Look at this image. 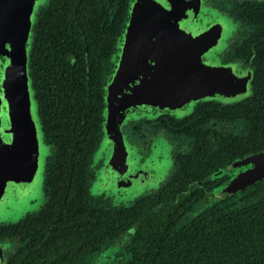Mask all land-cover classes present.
Segmentation results:
<instances>
[{"label":"flooded vegetation","instance_id":"1","mask_svg":"<svg viewBox=\"0 0 264 264\" xmlns=\"http://www.w3.org/2000/svg\"><path fill=\"white\" fill-rule=\"evenodd\" d=\"M53 1L47 0L46 4L40 6L33 25V38L29 47L31 79L33 74L32 55L37 31L42 22H47V17L51 15ZM118 1L101 0V6L105 7L113 18H110L109 15V18L105 16L100 19V26L104 27L106 23L114 22L116 19L117 21H122L119 35L115 37L114 45L109 51V57L103 60L102 84L103 88H106V96L107 83L117 69L119 42L129 21L130 9L133 3V0H128L127 12L122 18H116L114 13L117 12L115 5ZM207 1L227 15L231 31L227 38L223 40V44L219 49H212L213 45L207 47V49L211 48L210 53L217 50L218 52L215 51L213 53L225 66L233 67L237 64L240 69L247 71L248 75H250L247 82L250 87V93H245L243 98L241 97L242 99L239 98L237 101L220 100L218 97L201 98L195 103L193 110L183 116L163 110L157 113L158 116L154 119L127 120L123 124L125 138L132 144L137 143L139 145V150L144 155V159L149 155L150 146L160 132H166L175 141L172 147L173 160L169 169L160 179H146L145 176L149 177V172H145L143 169L134 171L131 168L130 172V165L127 175L122 177L115 175L118 180L117 186L120 188L119 194L122 193V188L132 186L136 180H141L140 182L146 185L130 201H117L114 200L115 195L113 193H108L105 189L98 191L93 189L96 186L103 166V158H100V151L102 139L105 135L106 116L104 115L101 135L95 143V148L88 160L87 169L81 175L84 178L83 184L86 185L93 196L90 206L94 210L99 208L132 207L139 199L149 196L180 198V193L187 195L185 191H199L201 192L200 199L191 202V208L186 212L188 218H192L221 200L224 201L223 205L225 206L237 207L247 204L251 198L246 199L244 197L249 193L255 192L257 184L264 180L246 188L238 189L234 193L226 194L223 197L217 193L226 182L233 179L239 172L250 167V165H235V163L264 149V0ZM72 21L74 22L73 24L65 26L58 32L62 35L67 34V38L71 39L72 37L73 39L71 40L73 41L79 36L84 39L85 26L81 20L75 17ZM214 23L211 25L216 26L217 22ZM183 32L188 33V31H182L181 28L175 31L177 34ZM189 33L192 35L194 30L191 29ZM190 41L192 42L194 39L190 37ZM196 53H198V49ZM196 53L193 52L192 56ZM171 56L173 55L171 54ZM205 57L208 60V55ZM75 61L76 57L73 56L70 62L74 63ZM36 101L39 107L38 100L36 99ZM38 115L40 119L39 108ZM40 123L44 140L52 149L45 163V199L39 207L26 209L20 215L21 217L19 216L20 218L16 220L0 217V264H132L136 256L133 248L142 244L138 241L141 220L129 225L115 236L106 237L103 244H99L97 249L89 252L84 257L71 259L67 256V250L64 249L65 246L67 245L68 247V244L75 242L79 243L86 227L88 228L90 224L95 226L101 215L96 214V212H85V206L62 207L53 199L55 194L60 195V193L58 192L59 188H54L50 181L52 177L50 168L56 167L59 158L53 157L56 152V145L48 138L41 119ZM252 131L259 132V135H252ZM217 133H221L226 138L233 135L228 145L238 147L242 144L245 150L244 153L229 161H223L215 169L210 171L204 169V173L199 172L202 175L201 177L191 180V174H197L200 169L191 166L187 156L193 152H204L208 149V146L213 149L221 147V145L227 146L221 143L222 141L219 140ZM239 137L243 138V141ZM180 171H186V173L179 174ZM260 195L263 197L264 194ZM2 203L4 201H0V205ZM13 203L11 202L8 207L10 211L16 207ZM165 204L166 201L162 205L152 208L154 217L167 214V209L164 210ZM7 216L9 217V213H7ZM93 218L99 219L96 221ZM105 221H109V223ZM105 221L110 229L118 225L116 218L112 217V214L106 217ZM185 222L183 221L182 225ZM105 233H109V231L105 230ZM112 247H115L114 252L106 253L108 250H113ZM71 260H74V262Z\"/></svg>","mask_w":264,"mask_h":264},{"label":"trees","instance_id":"2","mask_svg":"<svg viewBox=\"0 0 264 264\" xmlns=\"http://www.w3.org/2000/svg\"><path fill=\"white\" fill-rule=\"evenodd\" d=\"M127 2L116 3V18L125 15ZM51 12L37 31L31 81L45 132L56 145L53 157L59 158L56 167L50 168V181L60 193L53 199L62 207L85 206V212L101 215L100 219L93 218L99 221L86 227L79 243L65 246L67 256L84 257L103 244L106 237L141 220L138 241L142 244L133 248L136 256L132 264H264V195H260L264 194V180L257 184L255 192L244 197L251 198L247 204L225 206L221 200L192 218L186 212L191 202L200 199L199 191H185L187 195L180 193V198L144 197L132 207L94 210L90 206L93 196L81 175L102 132L107 107L103 60L109 57L122 21L116 19L100 26V19L109 15L113 18L101 6V0H54ZM74 17L85 26L84 39L79 36L73 41L58 32L73 24ZM73 56L76 61L71 63ZM254 134L259 132L252 131ZM217 136L227 146H208L204 152L187 156L191 166L200 169L191 174V180L201 177L204 169L210 171L244 153L242 144L228 145L233 135ZM183 173L186 171L179 172ZM164 201L167 214L154 217L152 208ZM110 214L118 224L112 229L105 221ZM183 221L186 222L182 225ZM105 230L109 233L104 234Z\"/></svg>","mask_w":264,"mask_h":264},{"label":"water","instance_id":"3","mask_svg":"<svg viewBox=\"0 0 264 264\" xmlns=\"http://www.w3.org/2000/svg\"><path fill=\"white\" fill-rule=\"evenodd\" d=\"M38 1L0 0V91L8 95L4 99L13 106L11 118L20 117V122L23 117V106L30 96L28 87H25L28 79L24 74V68L27 61L26 45L32 35L31 17L34 15ZM160 1L161 3L158 0H134L132 4L129 42L124 44L125 47L128 45V56L119 55L117 72L112 84L107 88L108 94L115 100L114 108H111L109 103L108 109L107 127L111 131H114V128L125 120L131 109H134V106L129 107L133 97H143L146 101L154 102V108L168 111L171 107L179 106L186 101L191 94L210 93L223 87L217 77L212 75L208 81L207 74L203 72L196 80L197 76L192 71L193 68L187 66L188 62L186 66H180V63L171 56L172 49L162 41L168 39L169 44L176 48L190 44V37L194 40L198 38L193 45L194 48L188 49L186 53L192 55L197 49L200 53L202 47L206 45L205 41L200 40L202 36L200 33H204L212 26L208 25L206 30L199 32L202 28L199 27V23L204 17L203 11L207 10L204 0ZM208 15L209 11L205 17ZM196 26L199 33L190 35L189 29L194 30ZM179 28L188 33L173 35V31ZM123 42L124 40L121 48ZM10 70L12 74H9ZM159 91L164 93V96H155ZM3 108H0L1 112L4 111ZM7 113L5 110L4 114ZM19 123L8 122V134L12 139H17ZM20 132L24 136L25 128L22 127ZM241 164L250 167L226 182L217 191L219 196L234 193L264 179V149L235 163V165ZM38 166L39 161L30 169L34 170ZM31 173L28 171L26 178H30ZM2 199L3 194L0 192L1 202ZM13 205L19 206L16 202Z\"/></svg>","mask_w":264,"mask_h":264},{"label":"rangeland","instance_id":"4","mask_svg":"<svg viewBox=\"0 0 264 264\" xmlns=\"http://www.w3.org/2000/svg\"><path fill=\"white\" fill-rule=\"evenodd\" d=\"M47 0H39L36 9L34 10V15H32V35L29 37L27 47V61L24 68V74L26 75L28 81L25 87L30 91V96H28L26 104L23 106V117L20 122V117L12 119V104L8 103L4 99L8 96L6 93H1L0 91V108L4 111H0V192L3 194L4 203L0 205V217H5V219H18L21 214L28 208H35L40 206L45 199L44 193V172L45 163L48 154L51 153V147L45 142L44 135L38 115L37 101L34 96V90L30 77V65H29V47L33 38V25L36 21L37 12L42 4H46ZM134 2V0H133ZM158 2L161 3L160 0ZM133 4V3H132ZM204 4L207 10L203 11L202 19L200 20L199 27H202L201 31H204L212 23L217 22V25H212L204 33H200L202 36L200 40L205 41L206 45L200 53H196L193 56L187 54L188 49L192 50L194 48L196 40L190 42V44H185L182 47H173L169 44L168 39H162V41L172 49L173 58L180 63V66H191L192 71L196 74V80L201 74H207V79L210 81L211 76L214 75L223 84L222 89L214 90L210 93H194L189 95L186 103L182 102L179 106H173L168 109V112L175 113L178 116H183L188 114L193 110L195 103L201 98H214L218 97L220 100L225 101H237L243 98L245 93H250V87L247 85L249 76L246 70L240 69L239 65L236 66H225L222 64L213 52L210 53L212 49H219L223 40L231 33L230 23L227 15L219 10L216 6H213L207 0H204ZM133 5L130 9V18L127 22L126 29L122 35L119 42V55L123 57L124 54L128 56V45L124 44L129 42L128 31L130 25V19L133 15ZM209 15L205 17L206 13ZM215 24V23H214ZM207 26V27H206ZM194 29V33L198 31V26ZM205 28V29H204ZM191 29H189L190 31ZM197 32V33H199ZM181 34V33H180ZM173 35H177L173 31ZM123 45L121 48L122 41ZM179 40V38L177 39ZM132 42V41H131ZM194 42V44H192ZM178 48V49H177ZM126 51V52H125ZM218 52V51H217ZM204 53V54H203ZM204 55V56H203ZM208 55V60L206 57ZM200 57V59H198ZM173 62V61H172ZM118 68V66H117ZM117 72V69L113 77L108 81L107 88L112 84L113 78ZM203 72V73H202ZM11 73V70L9 72ZM247 74V75H246ZM249 87V90H248ZM26 88H24V91ZM27 90V91H28ZM248 91V92H247ZM246 94V95H247ZM164 96V93L160 91L155 93V96ZM116 96V95H115ZM242 97V98H241ZM27 98V96H26ZM130 106H134V109L128 113V116L124 121L111 131L107 127V120L109 115V103L111 108H114L115 100L114 97L110 96L107 91V108L105 111L106 121L104 126V133L102 143H101V153L100 158H103V166L99 173V179L96 186L93 187L95 191L106 190L108 193H113L114 200L130 201L134 199L135 196L141 191L146 185H143L141 180H136L134 184L128 188H122V193L119 194L120 188L117 186V178L127 175L128 168L130 165L134 171L143 169L145 172H149V177L145 176L146 179L157 178L160 179L162 175L169 169L170 164L173 160V145L175 143L173 137L168 136L166 132H160L152 142L149 150V155L145 157L139 150V145L132 144L129 142L123 132V124L127 120L136 121L139 119H154L158 116L157 113L163 111L161 109L154 108V102L146 101L143 97H133ZM20 104V103H19ZM8 112L4 114V112ZM21 110V109H20ZM166 110V109H164ZM33 119V120H32ZM8 122L9 123H19L17 125L18 136L17 139H12L8 134ZM25 128V135L23 136L20 132L21 128ZM5 132V133H4ZM135 137V136H133ZM38 145L40 147H38ZM39 161V166L34 170L30 169ZM28 171H31L30 178L26 175ZM144 177V175H142ZM12 202H16L19 206L15 207L14 210L10 211L7 209ZM30 208V209H31ZM9 213V217L7 216ZM20 216V217H19ZM113 250H108L106 253H112Z\"/></svg>","mask_w":264,"mask_h":264}]
</instances>
